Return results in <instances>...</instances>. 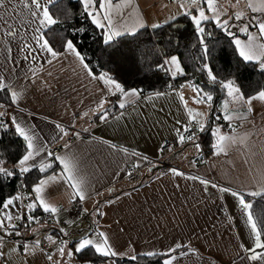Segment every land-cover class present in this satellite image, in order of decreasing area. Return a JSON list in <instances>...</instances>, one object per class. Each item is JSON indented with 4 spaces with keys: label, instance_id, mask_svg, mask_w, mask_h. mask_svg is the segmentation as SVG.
<instances>
[{
    "label": "crops",
    "instance_id": "0c3cea01",
    "mask_svg": "<svg viewBox=\"0 0 264 264\" xmlns=\"http://www.w3.org/2000/svg\"><path fill=\"white\" fill-rule=\"evenodd\" d=\"M101 2L93 0L89 11L99 12L97 19L106 26L100 28L102 37L109 28L105 15L110 17L111 27L124 34L132 33L133 27L152 29V24L169 22L172 17L177 18L197 7L186 0L179 3L177 0H103L105 7L101 9ZM251 2L259 6L261 0ZM27 3L29 7L21 0H11L7 9H0L3 13L0 17V76L9 86L0 91L4 94L0 97V112H5L2 119L15 133L11 123V117L15 116L17 122L37 138V148L44 149L35 157L37 167L32 169L39 170L41 162L52 164L26 185L29 198L33 185L39 180L61 173L63 166L54 156L47 155L52 152L74 161L77 175L83 180L84 199L75 196L82 204L80 214L73 215L66 208L59 210L46 225L33 228L31 242L22 247L11 240H1L0 251L4 256L0 257V264H88L76 259V243L85 236L99 242L98 232L107 235L113 249L123 258L152 252L163 254V262L174 257L172 264H264L262 259H250L253 253L240 247L243 243L246 248L264 253V249L255 248L246 213L239 206L238 198L231 194L236 191L264 201V101L247 102L248 97L259 91L235 100L225 88L218 91L205 79H182L179 74L177 77L169 75L174 87L168 83L162 90L125 97L114 86L98 79L105 72L89 75L90 69L84 67L86 63L66 51L65 45L56 57L40 49L34 37L43 35L48 26L38 23L37 17L31 14L35 11L34 5L31 0ZM180 3H184V8ZM217 3L232 19L235 12L244 13L243 20H236L238 24L247 23L254 15L264 19V14L254 13L249 8V0H239L235 8L237 0H217ZM199 7L209 12L206 4ZM87 17L96 26L91 16ZM141 23L145 26L139 27ZM207 23L213 24L212 21ZM10 31L15 35H8ZM249 33L255 37L252 43L259 52L256 46L264 43V38L258 35L256 28L250 27L248 33L242 32L238 39L248 44ZM25 45L30 47L25 48ZM236 51L239 54L237 48ZM197 88L213 95L211 104L196 102ZM10 89L21 93L15 103L10 99ZM121 102H124L123 108ZM211 105L217 115L223 119L229 115L232 119H224L229 130L216 126L205 136V161L198 158V154L193 160L183 156L182 149L162 159L164 167L149 164L160 157L159 148L164 141H180L192 119L189 110L194 116L202 114L192 120L199 127L208 120ZM105 112L107 116L101 120ZM219 135L234 138L225 142L223 152L214 147ZM131 166L139 169L138 176L128 181L125 175ZM172 169L183 175H174ZM221 188L230 191L223 192ZM253 192L260 194L250 195ZM44 195L52 205L67 207L74 198V189L68 181L57 179L45 186ZM13 196L17 193L10 197ZM97 208L103 215L97 214ZM7 211L18 216L20 199ZM23 212L34 215L44 209L37 206L29 211L25 206ZM16 220L10 223L16 224ZM15 232L17 227H8L0 234L7 238L9 233ZM41 244L45 248L42 249ZM177 244L181 247L177 248ZM61 246L65 250L63 256L59 251ZM69 249L73 251L71 257L67 255ZM169 249L175 250L169 252ZM96 264L116 263L113 257H108Z\"/></svg>",
    "mask_w": 264,
    "mask_h": 264
},
{
    "label": "trees",
    "instance_id": "16d2710c",
    "mask_svg": "<svg viewBox=\"0 0 264 264\" xmlns=\"http://www.w3.org/2000/svg\"><path fill=\"white\" fill-rule=\"evenodd\" d=\"M50 14L57 23L43 30L45 39L56 52L63 50L65 42L72 39L84 62L93 74L107 73L125 89L135 88L140 93H150L166 88L168 75L158 67L162 58L175 55L184 69L182 79L194 78V81L207 80L215 90H221L219 83H213L203 68L208 63L216 75L217 81L233 79L243 95H251L264 90V70L259 68L258 61H244L237 53L229 36L222 28L211 23H205L206 32L211 33L205 40L209 54L203 56V48L199 43L198 33L195 31L190 16L182 14L177 18L160 24L158 28H140L135 33H124L114 38V45H105L101 29L94 26L87 17L80 0H55L49 6ZM84 28L85 32H77ZM3 93L0 97H3ZM0 158L5 159L11 168L23 153L24 140L13 130L0 129ZM9 145L11 147H9ZM45 172L32 169L22 176L9 181L3 179L0 183V206L4 200L13 194L22 181L30 185L36 177ZM252 203L254 219L264 218V201L259 198L244 196ZM264 238V237H262ZM135 260L113 257L116 264H163V254L154 253L134 255ZM76 259L98 263L105 257L97 254L91 247L75 252Z\"/></svg>",
    "mask_w": 264,
    "mask_h": 264
},
{
    "label": "snow or ice",
    "instance_id": "6c2138e0",
    "mask_svg": "<svg viewBox=\"0 0 264 264\" xmlns=\"http://www.w3.org/2000/svg\"><path fill=\"white\" fill-rule=\"evenodd\" d=\"M22 3H24L25 7H29L27 0H21ZM179 3V0H177ZM11 3V0H0V9H7L8 5ZM55 3V0H44L42 3L41 0H31V4L34 5L35 11H32L31 14L34 17H37L38 23L43 26L47 27L50 25H54L57 23V20L53 18V16L50 14L48 5ZM81 3L83 4V7L85 9V12L87 15L91 16L92 22L99 28H105V24L102 23L99 19H97V16L99 15V12L96 14H93L92 11H89V9L92 7L93 0H81ZM186 3L189 5H197V7L193 10L186 11V15L191 17V20L194 24L195 31L199 34L198 39L199 43L203 48V56L206 58L209 54L208 45L205 43V40L208 36L211 35V33L206 32V29L202 27V24L204 22L208 21H215L216 26L222 28L224 31L227 32L229 36L233 37V42L236 45V48L239 51V55L243 58L244 61H258L259 62V68L261 70H264V43L259 44V52H257L254 49L253 46V40L255 37L248 34V44L242 43L241 40L236 38V34L231 31V24L229 21L232 19V17L227 16L226 9H222L220 5L217 3V0H186ZM200 4H206L207 10L211 13V15H206L205 8L199 7ZM239 5V0H237L236 5H233V7H237ZM184 3H180V7L184 8ZM249 8L252 9V11L260 12L264 14V0H261V3L259 6L254 5L251 0H249L248 4ZM105 7V4L102 0L100 3V8L103 9ZM196 11L198 12L197 15H193L192 12ZM3 16V13L0 12V17ZM224 17L221 19V17ZM234 17L237 21H241L244 19V13L242 12H235ZM105 20L108 21L109 28L105 33L103 34V43L105 45H114V38L121 36L123 33L115 30L111 27V19L109 16L105 15ZM172 19H175V17H172ZM145 25L143 23L139 24V27H144ZM151 27L153 29L158 28V24H152ZM250 27H254L258 30V35L261 38H264V19H259L255 15L251 17L247 23L244 24L242 28H239L238 31L248 33V29ZM39 31V29H37ZM77 32L83 33L85 32L84 28H80L76 30ZM136 31V28L133 27L131 29V32L134 34ZM8 35H15L14 32H9ZM36 39L37 44L39 45L40 49L46 50L48 53L51 54L52 57H56L60 55V53H57L52 49V47L49 45L48 40L44 39L43 35L34 37ZM42 41V42H41ZM30 45H25V48H29ZM65 50L70 51L74 53L83 63L84 57L81 56L80 52L77 50L76 45L74 44L72 39H68L65 43ZM9 52L11 49L8 50ZM27 58V57H26ZM165 65L170 66V70L172 72L173 76H176L177 74H183L184 69L181 67L180 62L176 56H171L170 58L165 59L164 61ZM84 67L87 69L88 65L84 64ZM159 67H163V65H159ZM203 68L207 70V76L210 81L213 83H219L222 88H225L228 90V95L230 97H233L235 100H242L243 94L240 92L239 87L235 86V81L233 79H229L226 82L225 81H217L216 75L213 74L212 68L209 67L208 63L203 64ZM91 71L89 70V75H91ZM96 78V77H94ZM98 79L104 81L105 84L114 86L116 91L123 94L125 97H134L139 95V91L135 88L131 89L130 91H125L124 88L120 83H117V81L113 78H111L107 73H102ZM9 86L4 83L3 76H0V91L8 89ZM197 91V103H208L211 104L213 100V95L210 92H203L201 89H196ZM10 99L13 103H15L21 96V93L15 91L14 89H10ZM162 93H156V95H161ZM253 99H260L264 101V90L259 91L255 96L248 97L247 102L250 104ZM227 104V102H225ZM103 105V101H101V107ZM2 107V105H0ZM120 107H124V102L120 103ZM251 109H249L250 111ZM189 115L192 118L189 122V126H186L184 131L189 132L190 126L192 120H195V116L202 115L201 113H196L195 116L193 115V111L189 110ZM5 116V112H0V129H8V124L3 121V117ZM107 116V113H103L100 116L101 120H104ZM224 119H232L231 116L225 115ZM11 123L14 125L15 134L19 137H22L23 140L26 142L23 148V153L19 156V158L16 160L15 164L9 168L5 159L0 158V183L3 182V179H8L11 181L12 179L16 178L17 175L22 176L25 173H28L30 169L37 167V164L35 162V157L39 156L41 151H44L42 148H37L36 145V137L32 134H30V130L23 127L20 123L17 122V118L15 116L11 117ZM59 127V125H57ZM204 126L201 124L199 127V131H203ZM2 135H0V139H2ZM195 133L189 135L187 137L188 140H194ZM185 140V136H180V141L183 142ZM229 140H234L233 137L225 136V135H219L217 137V144L214 145V147L217 149L218 152H223L225 150V142ZM9 147H11L9 145ZM163 147V146H162ZM196 148L199 150L200 145L196 144ZM0 151H5L3 148H0ZM5 151V155H6ZM48 156H54L56 161H59V163L63 166L62 171L59 175H53L49 176L46 179L39 180L38 183L33 185L32 187V193L29 194L32 202H30L26 207L29 211L35 209L37 206H42L45 212H51L56 213L58 212V209L52 205L51 203L47 202L44 192H45V186L49 184L50 182H53L57 179H63L70 183V186L74 189V198L75 196H79L81 200L84 199L82 185L83 180L77 175V168L74 161L67 157V156H58L55 155L52 152H47ZM52 164L49 162H41L39 165V171L40 172H46L47 169L51 168ZM174 175H183V173L178 172L176 169L171 170ZM203 183L208 184V181H203ZM20 187H26V185H20ZM213 187H216L213 185ZM220 191L228 192L230 191L227 188H221ZM231 194L233 196H236L239 201V206L241 209L246 213V222L250 227L251 234L254 238V245L256 249H264V218H261L259 221L260 226L258 227V221L257 219H254L252 208L253 205L250 202H247L245 200L244 195L239 194L236 191H232ZM260 193H250L252 196L259 195ZM19 199H22L21 196H13L10 198H6L2 204L3 211H0V231H5L8 227H11L15 229L17 226L15 224H11L10 222L15 219H22L21 216H13L10 212L7 210L10 206L14 205L15 202ZM87 211V210H85ZM97 214L103 215L102 212L99 211V208L96 209ZM28 220H33V217L31 215L28 216ZM60 231L63 233L64 229L61 228ZM20 235L19 232L15 233H9V235ZM97 235L101 238L99 242L95 241L92 238H89L87 236L79 239L76 243L75 252L80 253L82 250H85L88 247L94 248L95 252L99 254L102 257L108 258V257H116L119 254L113 249L111 244L109 243L108 237L104 232H98ZM39 243V242H37ZM67 241L64 242L66 244ZM27 247V246H25ZM177 248L181 247V245L177 244ZM241 249H243L245 252H252L253 255H251L250 259L257 260L262 259L264 260V253H257L255 252V249L253 248H246L243 243L240 244ZM175 249H169V252L174 251ZM61 256L64 255V246H61L59 248ZM67 255L71 257L73 255V251L71 249L68 250ZM148 256L154 255V253L149 252L146 253ZM4 256V253L0 251V257ZM51 259V256L48 257ZM133 260L136 259L135 256L132 257ZM174 257H171L169 259H165L163 264H172ZM90 264V262H88Z\"/></svg>",
    "mask_w": 264,
    "mask_h": 264
},
{
    "label": "built area",
    "instance_id": "2783aa9c",
    "mask_svg": "<svg viewBox=\"0 0 264 264\" xmlns=\"http://www.w3.org/2000/svg\"><path fill=\"white\" fill-rule=\"evenodd\" d=\"M162 59L159 65H163V67H159V65L158 67L168 75L169 77L168 83L172 87H174L173 79L167 73L166 66ZM217 97L218 94H215V98ZM208 115H209L208 120L203 124L204 126L203 131H199L200 126L197 127L193 122H191L190 131L184 133L185 140L183 142L169 141V140L164 141L159 148L160 157L151 160L149 164L152 166L156 165L157 168L164 167L165 165L163 164L162 159L166 158L170 154H174L177 151L186 148L191 144L195 146L196 144L200 145L199 150L197 149L198 158H200L202 161H205L207 156V149L205 147L204 139L207 133L209 132V130L216 126H221L225 131L229 130L228 122L224 120L221 116L216 114V109L214 105L210 106ZM187 126H189V122ZM193 133H195L194 140H188L187 137ZM138 170L139 169L136 166L129 167L125 175V179L128 181L134 180L138 176ZM22 184L24 185V183L21 181L18 189L16 190L17 195L22 197V199H20V214L18 216H21L23 218L17 219L15 224L17 226V232H19L20 235H10L9 237L5 238L3 235L0 234V241L3 239H8L15 242L19 247H22L23 245L31 242L32 239L31 231L33 228L46 225L55 215V213L44 211L38 214L31 215L33 217V220L29 221L28 220L29 214L23 212V208L30 203V198L27 195L26 187H20V185ZM55 207L58 209V211L66 208L73 215H78L82 211L81 201L77 197L73 198L71 202L67 205V207H63L61 205H56ZM58 242H60V240H58ZM41 248L42 249L45 248V245L41 244Z\"/></svg>",
    "mask_w": 264,
    "mask_h": 264
},
{
    "label": "rangeland",
    "instance_id": "374dc122",
    "mask_svg": "<svg viewBox=\"0 0 264 264\" xmlns=\"http://www.w3.org/2000/svg\"><path fill=\"white\" fill-rule=\"evenodd\" d=\"M81 1V0H80ZM205 13H207V12H205ZM198 14V12L196 13V14H193V15H197ZM211 15V13L210 12H208L206 15ZM224 17L222 16L221 17V19H223ZM205 23H207V22H204L203 24H202V27H204V25H205ZM212 23L216 26V22L213 20L212 21ZM229 23L231 24V31L233 32V33H235L236 34V36H237V38L239 37V36H241L242 35V32H240V31H238V29L239 28H242L243 26H244V23H242V24H238L237 22H236V19H231L230 21H229ZM192 25L194 26V24H193V22H192ZM171 56H175V55H168V56H165L162 60H163V62L165 61V59H167V58H170ZM166 69H167V72H168V74L171 76V77H177L179 74H177L176 76H173L172 75V72H171V70H170V66L169 65H166ZM193 88H195V86H193ZM193 88H191V89H193ZM199 88H201V87H199ZM183 152V156H187V158H191L192 160L194 159V157L198 154V151H197V148H196V146L195 145H189V146H187L185 149H183L182 150ZM185 153H187V155H185ZM173 161V160H172ZM60 243H62V240H60Z\"/></svg>",
    "mask_w": 264,
    "mask_h": 264
}]
</instances>
